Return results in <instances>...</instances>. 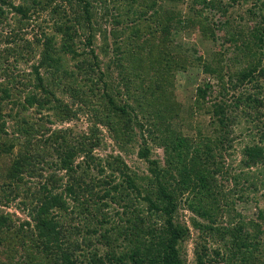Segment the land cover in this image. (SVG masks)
<instances>
[{"label":"trees","instance_id":"16d2710c","mask_svg":"<svg viewBox=\"0 0 264 264\" xmlns=\"http://www.w3.org/2000/svg\"><path fill=\"white\" fill-rule=\"evenodd\" d=\"M7 1L0 0V11L6 5L21 15V21L30 19L24 4L14 6ZM150 1L142 0L141 5L139 0H33L50 10L57 32L63 37L61 49L74 59L85 56L78 70L90 82L89 89L79 86L78 72L62 71L52 38L47 37L44 42L43 59L39 66H34L37 84L29 92L22 89L29 83L25 76L10 72L6 65L11 55L21 54L16 50L27 48L5 46L1 50L0 76L5 78L0 82V238L24 242L20 264H188L182 243L190 230L178 217L185 197L187 207L207 223L202 226L194 220V227L211 236L215 229L220 239L231 245L225 244V250L230 251L225 256L229 264H251L259 255L264 208L259 209V222L233 226L232 218L227 227L213 225L226 207L227 211L235 210L223 194L220 179L229 177L235 186L244 181L242 174L227 169L226 164L232 156L231 129L242 124L246 117L248 123L259 127L261 144L246 146L240 164L244 169L264 168V0H192L196 16L185 23L198 21L200 27L207 20L206 16L200 20L201 15L209 10L227 16L229 9L237 5L245 2L250 5L243 19L254 26L228 31L220 50H213L208 56L198 55L197 49L195 56H191L182 43L170 38L169 20ZM108 2L116 7V14H112L115 28L109 34L99 20H93L97 4L103 6L104 17L111 15ZM150 10L152 14L146 17ZM131 15L135 18L130 19ZM23 22L20 27L25 25ZM231 22L226 19L220 25L227 30L226 27H232ZM201 30L206 39L217 37L207 25ZM17 35L10 33L5 44L16 41ZM99 40L103 42L101 46H110V41L115 46L106 64L99 61L96 52ZM79 43L84 45V52H79ZM2 44L0 36V49ZM107 50L102 51L110 57ZM46 66L52 68L54 82H45L40 76V68ZM190 66L199 68L207 78L196 89V106L190 109L191 117L202 112L200 107L211 117L208 123L195 127L194 137L184 135L159 112L171 110L167 77L172 72L188 71ZM111 70L117 72L115 79ZM247 84H254L259 93H244ZM63 86L74 89L73 96L91 112L88 116L92 125L83 135L68 129L39 139L36 128L28 123L26 112L34 107L56 109L62 119H71L75 114L60 104L55 91ZM124 96L134 101L136 107L122 103ZM7 118L15 121L11 133ZM101 126L107 127L123 151L139 135L142 137L138 156L148 164V175L131 173L121 155L109 154L105 160L95 155V150L103 145ZM152 144L164 149V163L152 158ZM42 171H48L49 175L40 188L24 190L27 179L44 177ZM61 171L65 176L59 174ZM245 177L249 178V174ZM19 197L31 201L34 224L17 223L13 214L3 210ZM108 201L123 209L122 213L116 211L115 216L127 218L109 217L104 212L112 207ZM92 205L97 207L100 217L91 216ZM76 217L83 223L88 221L86 233L95 237L85 241V248L73 240L72 228L65 229V221L74 222ZM108 223L113 226L105 228ZM123 224L127 228L121 227ZM75 230L81 233L80 228ZM100 230L104 232L99 233ZM114 234L123 238L112 239ZM98 244L110 246V251L101 255ZM86 247L92 251L79 255ZM205 247L196 252L197 264H206L209 259L208 253L203 252ZM117 248L121 251H116ZM220 251L216 250L217 256Z\"/></svg>","mask_w":264,"mask_h":264},{"label":"rangeland","instance_id":"374dc122","mask_svg":"<svg viewBox=\"0 0 264 264\" xmlns=\"http://www.w3.org/2000/svg\"><path fill=\"white\" fill-rule=\"evenodd\" d=\"M39 1V0H38ZM192 0H178V1H170V0H151L150 4L153 5L154 8L157 10H160L161 13L164 15V17L169 20L167 23V26H171V32L172 39L177 41V43H182V47L187 49L188 54L191 56H195V51L198 50V55L208 56L211 54V51L215 50L218 51L219 46H222L223 44V38L228 35L227 32L231 30H235L236 27L240 29V26L243 27H249L254 26L252 23H248L247 20H244L246 16V9L249 8L248 4L245 2L243 5H237L235 8L229 9V13L227 16H221L219 13L214 14L213 11L205 12L203 15H201L200 20L205 19V16L207 17L206 21H203V25H207L209 28H212L214 31V34H217L215 39H206L202 36V30L201 26L199 25L198 21L196 23H185L186 20L191 19L192 17L196 16L195 12L192 11ZM7 2L13 3L14 6H21L23 5L26 10H29V16L30 19L26 20V22L21 21L22 17L20 14L17 13V11H14L12 9H9L8 6H4L2 11H0V36L3 40L2 48L0 49V56L2 54L1 50L5 46H13L15 49L21 46V48H27L24 50H16L19 51L21 54L18 55H11L9 57V62L6 63L8 66L10 72H15L16 74L24 75L26 78V81L28 83V87H23L22 89H28L29 91H33L35 88V85L37 84V78L36 73L34 72V66H39L43 55L42 52L44 50V42H46V38H52L53 43L57 46V55L55 57H60L61 59V66L62 71L68 70L69 72L73 73H79L78 66L80 63L85 59V56L82 58L74 59L72 54H68L65 52V49H61L62 46H60L62 42V36L57 32V28L55 26L54 21L52 20V17L50 15V10L43 8L44 5H40L39 3H34L33 0L28 1L27 3L23 0H8ZM262 2V0H261ZM109 3V2H108ZM139 3L142 5V0H139ZM110 7V13L108 17H104V8L101 4H97V8L94 10L93 14L95 15V20H99L100 24H102L103 30L107 31V34L110 32L112 33V30L115 28V24L113 23V16L112 14H116V7H114V3L108 4ZM1 8V4H0ZM112 8V9H111ZM139 10V9H138ZM141 11V7L140 10ZM147 12V11H146ZM152 10L148 11L146 14L147 16H150L152 14ZM138 17V16H137ZM135 18L133 15L130 16V19ZM231 18V19H230ZM144 20V17L141 18ZM228 19L232 21V27H226L224 30L222 29V26L220 24H223L225 20ZM107 20V21H106ZM139 20V19H138ZM25 24L23 27H20V23ZM222 22V23H221ZM144 26H146L144 24ZM121 29H119L120 31ZM148 30V28H147ZM150 30V29H149ZM10 33H17L16 41L5 44L9 37L8 35ZM20 34V35H19ZM100 34V33H98ZM160 34L158 33V36ZM37 39H40L41 41H37ZM100 39V36H99ZM28 40V41H27ZM213 40H215L213 42ZM30 42V43H29ZM113 42L110 41V46L104 47L101 46L103 44L102 41H98L96 45V52L99 54V61L102 64H106L109 62V59L112 56V51L115 46L112 44ZM29 45V46H27ZM112 45V46H111ZM79 52H84L85 47L83 44L79 43ZM103 47V49H102ZM218 47V48H216ZM105 49H108L110 57H106L104 55L105 51H102ZM88 50V49H86ZM15 52V53H16ZM5 58V57H4ZM7 58V57H6ZM240 65V64H238ZM240 67V66H238ZM264 67V64H263ZM105 68V67H104ZM106 69V68H105ZM113 76V79L116 78L117 72L111 70ZM40 76L45 78V82H54V77L52 74V68L49 66L41 67L39 70ZM80 74V73H79ZM0 82L4 81L3 76H0ZM76 79L79 82V86H84L86 89H89L90 82L87 81V77H84L83 75H76ZM207 78L204 76V74H201V70L197 67H189L188 71H177L172 72L167 77V84L170 94V105L171 110L169 111H159L161 112V116L165 119L167 118L172 125H174L178 130L184 133V135H190L192 137L196 136V130L195 127L199 126V124L208 123L211 120L210 115L206 113V109L204 107L202 108V112L199 115H196L195 117H191L190 109L193 106H196L195 99H196V89L198 86L203 84ZM145 81H148L145 79ZM207 81V80H206ZM72 83L75 85L74 80ZM31 86V88H30ZM254 84H247L243 88V92L247 94H257L259 93L257 88H253ZM262 86L264 87V79L262 80ZM247 87L248 92H245V88ZM25 92L23 93V96H25ZM124 90V89H123ZM41 92V90H38ZM56 95L58 96L60 100V104L63 106H68V109L71 110V112L75 115L71 116L72 118L69 120H64L58 113L56 112V109H48V108H40V107H34L32 109H29L26 114L28 115V123L30 126H33L38 131L37 135L38 138L46 136H50L55 131L60 130H70L73 134L83 135L84 133H87L89 131V127L92 125L91 117L88 116L89 113H91L87 107L82 103L79 102L77 98L73 96L74 89L71 88V86L61 87V88H55ZM263 94V93H262ZM123 102H128L130 105L136 107V103L134 101H130V99H127V96L123 97ZM58 104V103H57ZM88 110V111H87ZM88 113V114H87ZM61 114V113H60ZM23 118V117H22ZM246 119H243V123L239 124L237 126H234L232 130V148L230 149L232 156L230 155L228 157L229 160H227L226 167L227 169H230L236 172V174H242L243 175V183L237 184L236 186L233 185V180L231 178H227L224 176L220 179L221 185L223 184L224 192L226 196L228 197L227 201L231 203L235 210H229L227 211V207L225 208V211L219 216V219L215 226L213 227H224L229 226L231 223L229 221L234 218V225L238 223H249V222H259V209L264 208V168L263 166L250 169H244L243 166L240 164L241 158H242V152L243 149L246 146L253 145V144H261L260 142V133L258 132V128L255 127V125H252L251 123H248ZM7 125L9 127V132L13 130L15 126V121L12 119L7 118ZM101 139L103 141V145L101 147H98L95 150V155L105 160L107 155L114 154V155H121L125 162L127 163L131 173H137L139 176H146L148 175V164L139 158L138 152L143 144V139L139 135L138 138L134 139L133 142L127 145L125 151L120 149L114 142V139L112 138L110 131L105 126H101ZM151 153L152 158L160 160L161 163H164L165 159V151L164 149L157 145L152 144L151 145ZM53 160V159H51ZM43 178H34V179H27V183L24 184V190L35 188H40L41 184L45 181L46 176L49 175L48 171H42ZM61 176H65V172H59ZM249 174V178L246 179V175ZM233 175V174H232ZM93 178H96V174H92ZM232 177V176H231ZM67 179V177L64 178V181ZM33 180V181H32ZM186 198V197H185ZM185 198L181 203V208L179 211V220L183 225H186V227L190 230V235L187 236V238L182 243V252L187 260L188 264H197V250L201 251V246L206 245L203 252L208 253L209 259L207 260L206 264H229V260L227 261L225 256L230 254V251L225 250V241L221 240L217 234L219 231L212 230V236L207 235L203 231H199L194 227L193 221L196 220L200 222V224L203 226L204 224H207L206 221L200 217H198L195 213H193L185 203ZM23 201L27 202V205ZM109 204L112 206L110 209H105L104 212L108 213L109 217L117 218L119 219L127 218L126 216H115L116 211L123 212L122 208H119V206L112 201H108ZM223 204V203H222ZM235 204V205H234ZM30 207H31V201L25 199L23 197H19L14 203L11 204V207L6 208L2 207L3 210L7 213L13 214V218L17 220V223H23L25 221L32 222L33 219L30 216ZM224 208V207H223ZM92 213L91 216H101L100 213H96L97 207L92 205ZM90 217V215H89ZM231 217V218H230ZM19 218V220L17 219ZM77 218V217H76ZM69 221V220H67ZM82 219L77 218L74 222L69 221L66 224L65 221V229L71 230L73 229L72 238L78 244L81 245V247L85 248V241H87L88 238L94 239L91 235V237L86 233V225H89L88 221L87 223L81 222ZM90 221V220H89ZM91 223V222H90ZM262 223V221H261ZM32 224H34L32 222ZM93 224V223H92ZM72 225L73 227H70ZM97 225V224H96ZM93 226V225H91ZM95 226V224H94ZM93 226V227H94ZM113 225L110 223L106 224L105 228H110ZM126 227V225H122L121 227ZM99 228V226H97ZM75 228H80L81 233L78 234ZM249 230H251V227H249ZM124 231V230H122ZM104 232V230H100L99 233ZM118 233V232H116ZM121 234V229H120ZM99 238L97 235L96 239ZM123 238L119 234H114L113 238ZM231 238V237H230ZM232 239V238H231ZM261 245H260V251L258 257L251 263V264H264V234L262 235L260 239ZM24 242L21 239H13V240H7L3 241V239L0 238V264H20L22 261L21 255L23 254L22 245ZM231 246L230 244H226V246ZM99 252L101 255H104L107 251H110V246L108 245H97ZM216 250H221V255H216ZM91 248H87L83 250H80L78 252L79 255L85 253V252H91ZM118 252L121 250L117 248ZM224 256V257H223ZM83 260V259H82ZM108 263V261L106 262ZM110 264V263H108ZM240 264V262H238Z\"/></svg>","mask_w":264,"mask_h":264}]
</instances>
